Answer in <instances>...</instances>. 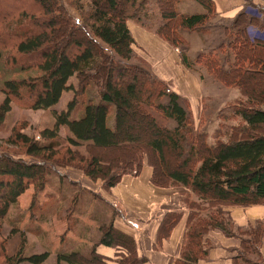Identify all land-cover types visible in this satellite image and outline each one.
Here are the masks:
<instances>
[{"label":"trees","instance_id":"trees-1","mask_svg":"<svg viewBox=\"0 0 264 264\" xmlns=\"http://www.w3.org/2000/svg\"><path fill=\"white\" fill-rule=\"evenodd\" d=\"M179 1L89 0L83 16L87 30L74 22L62 0H0V64L5 69L38 71V75L3 83L0 129L12 104L30 110L51 109L64 92L72 91L66 109L55 113L52 129L38 132L37 138L13 131L7 144L19 143L25 156L53 166L75 165L89 180L103 181L105 190L114 188L125 175H139L143 155L148 154L154 186L187 188L206 208L218 210L190 227L185 240L190 243L201 239L211 225L230 234L223 222L218 223V217L229 215L226 208L264 204V41L259 36L252 39L248 33L249 27L260 33L264 30V8L247 0L257 15L244 9L230 28H224L229 37L227 48L234 56L230 69H223L212 53H200L196 58L217 81L237 88L240 94V99L221 111L228 110L230 119L226 120L237 119L238 123L223 124L224 133L217 130L214 144L209 145L206 133L190 135L191 121L181 97L169 85L143 68L121 63L133 54L128 21L148 24L175 49L187 46L182 32H208L215 16L213 0H194L205 8L203 15L178 14L175 6ZM152 2L160 19L152 20ZM71 79L75 83L69 85ZM165 96L168 102L158 103ZM79 108V118L71 120ZM157 116L176 121V128L161 125ZM61 128L66 130L65 139L59 135ZM82 146L84 154L77 149ZM102 151L120 153V158L103 160ZM46 167L0 156V220L30 186L35 191L43 188L44 176L50 171ZM179 215L166 214L159 233L168 234ZM25 243L23 237L18 252L5 257V264H43L47 260L49 252L23 256ZM99 243L109 247L122 244L129 254L121 264L145 262L132 252V240L111 227L103 231ZM187 259L197 261L191 253ZM56 264L105 263L92 249L88 256L59 252Z\"/></svg>","mask_w":264,"mask_h":264},{"label":"rangeland","instance_id":"rangeland-1","mask_svg":"<svg viewBox=\"0 0 264 264\" xmlns=\"http://www.w3.org/2000/svg\"><path fill=\"white\" fill-rule=\"evenodd\" d=\"M251 1L264 8V0ZM62 3L74 22L82 28L87 29L83 23V16L89 10V0H80L78 3H75L73 0H62ZM151 8L152 20L160 19L154 2H152ZM254 15H257V13L255 12ZM128 23H132V33L130 32V35L132 38L134 35L137 41L133 44L132 57L129 60H121V63H128L147 70L155 78L164 81L169 85L180 97L182 95L185 96H182L183 98L181 97V105L184 107L191 121V136L196 135L197 133H206L207 144L212 145L214 144V133L217 130H221V134L224 133L225 126H223V124L234 125L238 123L239 120L236 119L232 121L226 120L230 119V116L229 118L226 117V114L229 113L228 110L223 113H221V110L218 113L217 108L225 101L232 102L236 99H240L239 90L234 87L227 88L223 84L221 85L216 79L211 78L222 88L210 91L207 94L205 89L202 90L204 82L198 79L201 75V70L195 66L198 65L206 70L202 64L195 61V58L198 56V53L201 52L202 46L203 48H208L210 45L218 41V34L213 32V34L209 36H203L201 33L184 31L185 33L182 32L181 35L187 42L186 48H177L175 51V48L168 44L172 49L171 52L175 55L167 56L163 53V50L160 49L158 46L159 44L155 39L151 42L148 41V33L154 34V31L150 30L151 26L148 24L143 25L135 21H128L127 26ZM139 29V32L134 31ZM248 33L251 36L261 35L257 29L250 27ZM145 36V42L148 44L147 47L145 42L143 44H140L139 42L144 41L143 38ZM154 36L165 42L157 35L154 34ZM150 43L152 45H150ZM106 49L108 53L114 56L108 48ZM203 52L208 54L209 51L203 50ZM183 58L185 61H183ZM227 58L228 57L225 53L219 51L216 52V59L222 64L224 69H229L233 64V59L229 62ZM115 59L120 60L118 58ZM181 70L186 74L191 75L189 82L186 84L188 90L183 86L185 81H181L183 80ZM34 75H38V71H20L17 68L5 69L4 65L2 66L0 64V103L4 100L1 88L5 81ZM197 80L203 83L200 84ZM74 83L75 79L69 81V85ZM72 96V91L64 92L59 102L53 108L45 110H30L24 108L22 105L12 104L11 110L7 113L4 123L1 126L0 156L11 157L14 160H23L26 163H36L38 165L43 164L45 167H50V171L44 176L46 182L40 191H35L36 188L34 185L30 186L28 190L18 198L16 205L9 208L6 217L3 220H0V264H5V257H12L18 252L23 237L26 239L23 256L29 257L49 252V255L51 256L48 257L43 264H56L57 252L67 250L66 246L69 242L65 243V235L68 234V230L72 229L77 232L79 229V221L76 218L78 215H75L72 211L77 210V212H80L85 210L84 212H86L88 202L96 201V204H94L96 208L93 209L91 218H95L96 216L99 218V226H97L96 229H94V227L92 229V227L87 225L81 226V229L83 228L87 231L86 237H88L89 242H91L95 236H101L103 231L105 232L109 229L110 224H108V222L110 223L112 215L114 216L119 213L120 217H122L121 211L125 209V206L123 205L124 203L122 204L121 200L116 198L118 194L113 190L115 188L118 189L117 186L120 182L114 188L105 190L103 181L93 182L89 180L81 170L76 168L75 165H72L71 167L53 166V164L25 156L24 148H22L19 143L14 145L7 144V140H11V138L14 137L12 136L14 132L23 133L30 138H37L38 132H41L44 129H52L55 123V113L65 110L67 103L72 99ZM167 102L168 97L166 96L158 101L160 104H166ZM80 111L81 108L75 110L70 119H78L81 113ZM220 113L221 117H224L225 119L222 118L221 120L219 118ZM160 117L161 116H157V119L161 125L171 130L176 128V121L172 119L165 120ZM59 135L62 139H65L67 135L66 130L61 128L59 130ZM77 149L81 154L86 152L84 146L78 147ZM119 154L111 151H102L100 156L103 157V160H113L119 159ZM143 157L144 163L139 175L131 176L136 181L141 177L144 168H147L148 171H150V177L152 175L153 162L149 159L148 154L144 153ZM166 157L168 158V162L171 163V154L167 153ZM141 184L143 183H137V185ZM160 184L161 186L164 185L163 182ZM151 186L157 189L168 188L157 187L152 183ZM169 188L175 187L170 186ZM82 190L86 192H81ZM118 191L120 190L118 189ZM80 193L81 201L79 200L80 203L75 204L74 201L78 199ZM186 193L187 192L179 193V202L181 206H185V209L190 212V215L203 218L210 212L214 214L217 213L216 211L218 210L206 208V204L203 201L197 199L193 194V196H186ZM182 194L185 195L186 198H181ZM33 197L34 199L32 201ZM191 197H193V200L190 203L188 202V199L191 200ZM185 200H187V202ZM100 201H109L111 202V205H115L117 209L112 207L113 211H111L104 204H101ZM83 202H85L84 205L81 204ZM124 211H126L125 213L127 216L132 215L131 212L127 210ZM157 211H159V209H157ZM197 221L198 220H195L191 226L195 227ZM225 221H227V219ZM56 244L58 245V248L55 247ZM86 248L88 247L85 246L83 250Z\"/></svg>","mask_w":264,"mask_h":264},{"label":"crops","instance_id":"crops-1","mask_svg":"<svg viewBox=\"0 0 264 264\" xmlns=\"http://www.w3.org/2000/svg\"><path fill=\"white\" fill-rule=\"evenodd\" d=\"M213 2L215 16L211 21V27L203 36H209L214 32L218 34V41L208 48H203L202 46L201 52L199 53H204L203 50H207L209 51L208 53H212L216 58V52L219 51L226 54L229 62L231 59L234 62V56L227 48L229 37L226 36L224 28L231 27L232 22L240 11L245 9L246 12L248 11L252 14L256 11L248 7L247 0H213ZM175 9L181 15L206 14L205 8L194 0H180L177 2ZM131 26L132 23H128V28L132 33ZM134 31L139 32L140 29ZM231 32L232 30L229 33ZM249 36L252 39L257 37V35ZM259 37L264 41V30ZM135 38L133 35L134 42L137 41ZM145 39L146 36L143 38L144 41H139L140 44H143ZM154 39L158 42V46L163 50L165 55H175L171 52L172 49L166 42L156 38L154 34L148 33V41L151 42ZM147 45L146 43V47ZM150 45L152 44L150 43ZM221 45H224L225 49H220ZM174 50L176 51L177 49ZM195 66L201 70V75L198 79L204 82L202 90L205 89V92L208 94L210 91L222 88L211 79L214 77L207 70H204L198 65ZM221 67L223 68L222 64ZM181 73L183 76V80L181 81H185L183 86L188 90L186 84L189 82L191 75L186 74L182 70ZM203 82L200 81L199 83L201 84ZM229 103L231 102H223L222 105L218 106L217 112L219 113ZM149 177L150 171L147 168L143 169L142 175L137 181L131 176L122 177L117 186L120 191L117 188L113 190L118 194L116 198L121 200L122 204L124 203L125 209L121 211L122 217H120L119 213L114 216L112 215L110 223L108 222L110 224L109 227L119 231V233L132 240V252L137 258L145 260L143 264H264V224L262 223L264 222V204L226 208L225 210L228 211L229 215L218 217L221 220L218 223L223 222L222 225L226 232L230 234L211 225L207 228V231L202 232L201 239L197 238L195 241L191 239L190 243L187 240V244L185 243L187 231L195 220H201V218L190 215V212L185 209V206H181L179 193L187 192L186 196L193 195L189 189L179 186H174L175 188H169V186L165 189L153 188L151 182H149ZM137 183L143 184L137 185ZM81 192L86 191L82 190ZM79 200L81 201V193L78 199L74 201L75 204L80 203ZM188 200L191 203L193 197H191V200ZM95 202L91 201L87 203L86 212H84L85 210L80 212H77V210L72 211L75 215H78L76 218L79 221V229L77 232L72 229L68 230V234L65 235V243L69 242L66 246L67 250L59 252L65 254L79 253L82 256H88L92 249H94L97 255L103 257L105 264H121L129 254V251L122 244H115L113 247L106 246L99 243L101 239L100 235L95 236L89 242L88 237H86L87 231L83 228L81 229V226L86 225L92 227V229L93 227L96 229L99 226V218L97 216L91 218V213L96 208L94 205L96 204ZM100 202L111 211H113L112 207L117 209L109 201ZM81 204L84 205L85 202ZM124 210L131 212L132 215L127 216ZM168 213L180 215L168 234L159 233L164 217ZM226 219L227 221H225ZM84 245L88 247L85 250H83ZM55 247L58 248V245L56 244ZM190 253L193 257H197V261L193 262L187 259Z\"/></svg>","mask_w":264,"mask_h":264}]
</instances>
